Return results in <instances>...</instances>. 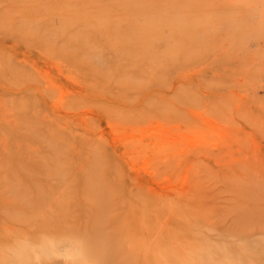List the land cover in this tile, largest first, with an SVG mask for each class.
Returning a JSON list of instances; mask_svg holds the SVG:
<instances>
[{
  "label": "rangeland",
  "instance_id": "obj_1",
  "mask_svg": "<svg viewBox=\"0 0 264 264\" xmlns=\"http://www.w3.org/2000/svg\"><path fill=\"white\" fill-rule=\"evenodd\" d=\"M91 1L0 0V264H92L96 179L103 264H264V0Z\"/></svg>",
  "mask_w": 264,
  "mask_h": 264
},
{
  "label": "bare ground",
  "instance_id": "obj_2",
  "mask_svg": "<svg viewBox=\"0 0 264 264\" xmlns=\"http://www.w3.org/2000/svg\"><path fill=\"white\" fill-rule=\"evenodd\" d=\"M90 1H91V0H89V2H90ZM95 1H97V0H95ZM110 1H111V0H110ZM147 1H148V0H147ZM149 1H150V0H149ZM155 1H156V0H155ZM155 1H154V3H153V1H151V2H152V6H153V4H154V5L156 4ZM170 1H171V0H170ZM185 1H186V0H185ZM76 2H77V1H76ZM89 2H88V4H90ZM91 2H92V1H91ZM100 2H101V1H100ZM113 2H114V1H113ZM144 2H145V1H144ZM158 2H159V1H158ZM164 2H166V1L164 0ZM181 2H183V1L181 0ZM197 2H198V1H197ZM128 3H129V2H128ZM137 3H138V2H137ZM140 3H141V2H139V4H140ZM149 3H150V2H149ZM149 3H148V5H149ZM175 3H177V1H175L174 4H175ZM179 3H180V1H179ZM107 4H108V3H107ZM109 4H110V3H109ZM112 4H113V3H112ZM119 4H120V3H119ZM124 4H126V3H124ZM130 4H131V3H130ZM132 4H133V3H132ZM160 4H161V1H160L159 4L157 3L156 5H159V7H160ZM180 4H182V3H180ZM183 4H184V3H183ZM200 4H202V3H200ZM70 5H71V4H70ZM84 5H85V4H84ZM90 5H91V4H90ZM96 5H97V4H96ZM116 5H117V4H116ZM134 5H136V4H134ZM134 5H133V6H134ZM150 5H151V3H150ZM162 5H166V6L168 5V6H169L170 3H169V4H166V3L164 4V3H163V4H161V6H162ZM230 5H232V4H230ZM88 6H89V5H88ZM138 6H139V5H138ZM144 6H145V5L143 4V9L140 8V9H141L140 11H142V10L144 11V8H146V7H144ZM152 6H150V7H152ZM177 6H178V4H177ZM199 6H200V5H199ZM80 7H81V6H80ZM95 7H97V6H95ZM98 7H99V6H98ZM98 7H97V9H98ZM100 7H101V6H100ZM100 7H99V8H100ZM111 7H112V5H111ZM127 7H128V6H127ZM136 7H137V6H136ZM136 7H135V8H136ZM140 7H142V4L140 5ZM155 7H156V6H155ZM155 7H154V8H155ZM159 7H158V8H159ZM85 8H86V7H85ZM112 8H113V7H112ZM112 8H111V9H112ZM133 8H134V7H133ZM138 8H139V7H138ZM147 8L149 9L148 6H147ZM152 8H153V7H152ZM154 8H153L152 10L150 9L149 11L147 10V11H144V12H147V14L149 13V15H150V11L153 12V13H154V11H156L155 14H157L159 11H163V10H161V9L159 10V9H157V8L154 10ZM160 8H161V7H160ZM164 8H165V7H164ZM166 8H167V7H166ZM206 8H207V7H206ZM95 9H96V8H95ZM95 9H94V10H95ZM122 9H123V8H122ZM169 9H170V7H169ZM169 9H168V10H169ZM177 9H178V8H177ZM197 9H198V7H197ZM84 10H85V9H84ZM132 10H133V9H132ZM138 10H139V9H138ZM153 10H154V11H153ZM158 10H159V11H158ZM170 10H171V11L173 10V9H172V6H171V9H170ZM183 10H184V9H183ZM185 10H186V9H185ZM82 11H83V10H82ZM91 11H92V10H91ZM105 11H106V10H105ZM112 11H113V10H112ZM140 11H139V12H140ZM157 11H158V12H157ZM164 11L166 12L165 9H164ZM164 11H163V12H164ZM173 11H174L173 13H175L176 11H178V12L180 13V16H182V14H181L182 11L180 12L179 9L176 10V11H175V10H173ZM186 11H187V10H186ZM72 12H75V11H72ZM121 12H122V11H121ZM167 12H169V11H167ZM183 12H184V11H183ZM95 13H96V12H95ZM134 13H136V12H134ZM160 13L163 15L162 12H159L158 14H160ZM170 13H172V12L166 13L165 16H167V14H170ZM228 13H229V12H228ZM73 14H74V13H73ZM80 14H81V13H80ZM82 14H84V11H83ZM143 14H144V13H143ZM143 14L141 13L140 16H143ZM158 14H157V16H159ZM161 14H160V15H161ZM164 14H165V13H164ZM105 15H106V14H105ZM112 15H113V14H112ZM120 15H121V14H120ZM130 15H131V14H130ZM133 15H134V14H133ZM149 15H148V16H149ZM185 15H186V14H185ZM81 16H82V15H81ZM88 16H89V15H88ZM118 16H119V15H118ZM145 16H147V15H145ZM148 16H147V17H148ZM155 16H156V15H155ZM170 16H173V15L170 14ZM75 17H76V16H75ZM78 17H79V16H78ZM98 17H99V16H96V18H98ZM107 17H108V16H107ZM149 17H152V16H149ZM163 17H164V15H163ZM163 17H162V18L160 17V18H161V20L164 21V22H162V21L160 20V18L157 19V21H158V22L160 21V24H161V25L163 24L162 26H163V28H164V26H165L166 23H167L166 20L168 19V20H167V21H168V27L170 28V25H171V23H173V22L170 21V24H169V20L172 19V18H170V17H168V18L165 17V18H166V20H165V19H163ZM173 17H174V16H173ZM96 18L94 17V19H96ZM103 18H104V17H103ZM113 18H114V17H113ZM124 18H125V16H124ZM132 18H133V17H131V20H132ZM135 18H136V17L134 16L133 21L138 20V19H139V16H138V19H135ZM145 18H146V17H145ZM145 18H144V20L147 19V18H146V19H145ZM152 18H153V17H152ZM152 18H150V19H152ZM157 18H158V17H157ZM169 18H170V19H169ZM174 18H175V17H174ZM182 18H183V17H182ZM88 19H90V18H88ZM92 19H93V17H92ZM120 19H121V18H120ZM128 19H129V17H128ZM140 19H141V18H140ZM191 19H192V18H191ZM82 20H83V19H82ZM103 20H105V19H103ZM108 20H109V19H108ZM113 20L115 21V19H113ZM129 20H130V19H129ZM131 20H130V21H131ZM225 20H226V19H225ZM73 21H74V20H73ZM84 21H85V20H84ZM92 21H93V20H92ZM100 21H101V20H100ZM100 21H99L98 23H100ZM118 21H119V19H118ZM118 21H117V22H118ZM122 21H123V20H122ZM130 21H128V22L130 23ZM133 21H132V22H133ZM138 21H139V20H138ZM138 21H137V24L140 23L141 21H143V19H141L140 22H138ZM157 21H156V23H157ZM184 21H185V20H184ZM146 22H148V20L145 21V23H146ZM152 22H153V19H152ZM152 22L149 20V23H151V25H150L149 23H148V24H149L150 26H152ZM154 22H155V21H154ZM161 22H162V23H161ZM165 22H166V23H165ZM176 22H177V21H176ZM190 22H191V21H190ZM224 22H225V21H224ZM75 23H78V22H75ZM103 23H104V22H102V24H103ZM123 23H125V22H123ZM133 23L136 24V22H133ZM143 23H144V22H143ZM164 23H165V24H164ZM105 24H106V23H105ZM112 24H113V22H112ZM115 24H116V23H115ZM115 24H114V26H115ZM121 24H122V22L120 23V25H121ZM130 24H132V23H130ZM146 24H147V23H146ZM148 24L146 25L147 27H145V25L143 24V25H144L143 29H144V28L147 29V28L149 27ZM160 24L157 23V25H160ZM177 24H179V23H177ZM232 24H234V23H232ZM76 25H77V24H76ZM97 25H98V24H97ZM106 25H107V24H106ZM109 25H110V24H109ZM117 25H118V24H117ZM123 25H125V24H123ZM128 25H129V24H128ZM138 25L141 26V23L138 24ZM138 25H137V30H138ZM143 25H142V26H143ZM153 25H155V24H153ZM161 25H160V26H161ZM180 25H181V24H179V26H180ZM182 25H184V24H182ZM186 25H187V24H186ZM226 25H228V24H226ZM94 26H95V25H94ZM135 26H136V25H135ZM142 26H141V27H142ZM162 26H161L160 28H158V29H161ZM172 26H173V25H172ZM188 26H190V25L188 24ZM228 26H229V25H228ZM92 27H93V26H92ZM100 27L103 29V26H100ZM106 27H107V26H106ZM110 27H111V26H110ZM132 27H134V26L132 25L131 28H132ZM157 27H158V26H157ZM168 27H167V25H166V30L169 29ZM173 27H175V26H173ZM90 28H91V27H90ZM112 28H113V27H112ZM115 28L117 29V27H115ZM124 28H126V26H125ZM131 28H130V29H131ZM163 28L161 29L162 32H164ZM176 28H177V26H176ZM189 28H190V27H189ZM189 28H188V29H189ZM95 29H96V28H95ZM105 29H106V31L108 30V28H105ZM105 29H104V30H105ZM109 29H110V28H109ZM127 29H128V34H130V32H129V30H130L129 27H127ZM139 29H141V28L139 27ZM151 29H154V30H155L156 28L153 27V28H151ZM170 29H172V28H170ZM170 29H169V30H170ZM186 29H187V27H186ZM98 30H99V27H98ZM98 30H97V31H98ZM122 30H123V29L121 28V31H122ZM144 30H145V29H144ZM148 30H149V28H148ZM156 30H157V29H156ZM156 30H155V33H156ZM166 30H165V31H166ZM180 30H182V28H181ZM191 30H194V29H190L189 31H191ZM238 30H239V29H238ZM94 31H95V30H94ZM111 31H113V30H111ZM116 31H118V30H116ZM123 31H127V30L124 29ZM141 31H142V30H141ZM146 31H147V30H146ZM170 31H171V30H170ZM170 31H168L166 34H167V35H168V34H171V35H172L173 30H172V32H170ZM183 31H184V30H183ZM104 32H105V31H104ZM113 32H114V31H113ZM132 32L136 34L137 31H136V32L132 31ZM132 32H131V33H132ZM139 32H140V31H139ZM142 32H143V31H142ZM147 32H148V31H147ZM150 32H151V30H149V33H150ZM158 32H159V34H158V36H159V35H160V30H158L157 33H158ZM162 32H161V35H162ZM169 32H170V33H169ZM93 33H94V32H93ZM97 33H98V32H97ZM126 33H127V32H126ZM126 33H125V34H126ZM157 33L154 34L155 37H156ZM174 33H175V34H174L175 36H180V35H178L176 32H174ZM186 33H187V32H186ZM111 34H112V32H111ZM118 34H119V32H118ZM120 34H122V32H121ZM139 34H140V35H144V34L146 35L147 33H146V32H145V33L143 32V34H141V32H140ZM164 34H165V33H163L162 36H165V37H166V35H164ZM176 34H177V35H176ZM190 34H194V32H193V33L190 32ZM229 34H230V33H229ZM116 35H117V34H116ZM145 35H144L143 38H142L143 40H144V37H147V36H145ZM195 35H196V34H194L193 36H195ZM87 36H88V35H87ZM105 36H106V35H105ZM118 36H120V35H118ZM122 36H123V34H122ZM126 36H127V35H126ZM130 36H131V35H129V37H130ZM138 36H139V35H138ZM150 36H151V34H150ZM168 36H169V35H168ZM115 37H116V36H115ZM124 37H125V35H124ZM124 37H122V38H124ZM129 37H127V38H129ZM136 37H137V36H136ZM139 37H140V36H139ZM148 37H149V36H148ZM180 37H181V36H180ZM180 37H179V38H180ZM182 37H183V36H182ZM186 37H187V34H186ZM186 37H185V39H187ZM86 38H87V37H86ZM106 38H107V37H106ZM112 38H113V37H112ZM119 38H120V37H119ZM152 38L155 39V38L153 37V35L151 36V39H150V38H149V40L147 39V40L149 41L150 44H151V42L153 41ZM157 38H158V37H157ZM160 38H162V37H160ZM170 38H171V36H170ZM195 38H196V37H195ZM129 39H130V38H129ZM129 39H128V40H129ZM133 39H135V36H134V38H132V41H133V42L130 41V40H131V39H130L129 42L126 40L128 43L125 41V43H123V44L126 45V43L129 44L130 42L134 43V42L137 40V38H136V40H133ZM140 39H141V38H140ZM174 39H175V38H174ZM216 39H218V38H216ZM230 39H231V38H230ZM105 40H106V39H105ZM108 40H109V39H108ZM108 40H107V41H108ZM111 40H115V39H111ZM117 40H118V38H117ZM120 40H121V39H120ZM150 40H152V41L150 42ZM166 40H167V38H166ZM175 40H176V39H175ZM179 40H182V39H179ZM179 40H178V41H179ZM232 40H233V39H232ZM137 41H138V43L141 42V40H139V39H138ZM145 41H146V40H145ZM168 41H169V42H172V40L170 41V39H169ZM182 41H183V40H182ZM182 41H180V44H181ZM112 42H114V41H112ZM166 42H167V41H166ZM185 42H187V41H184V43H185ZM110 43H111V42H110ZM149 43H146V44H147L148 46H152V44L149 45ZM173 43H174V41H173ZM108 44H109V43H108ZM111 44H112V43H111ZM130 44H131V43H130ZM130 44L128 45V47L130 46ZM146 44H145V45H146ZM154 44H155V43H154ZM163 44H164V43H163ZM180 44H179V45H180ZM206 44H207V43H206ZM228 44H229V43H228ZM116 45H119V48H120L121 46H122V48H123V46H124V45H122V42H121V43H118V44H116ZM136 45H137V44H136V42H135V44L132 45V46H136ZM175 45H176V44H175ZM175 45H172V46H175ZM186 45H188V44H186ZM193 45H194V43H193ZM195 45H196V44H195ZM106 46H107V45H106ZM113 46H114V44H113ZM198 46H199V45H198ZM114 47H115V46H114ZM145 47H146V46H145ZM163 47H164V46H163ZM167 47H170V45L167 46ZM167 47H166V48H167ZM183 47H184V46H183ZM183 47H182V45H181L182 51H184V48H183ZM187 47H188V46H187ZM117 48H118V47H117ZM129 48H130V47H129ZM132 48H133V47H132ZM132 48H131V49H132ZM135 48H136V47H135ZM140 48H141V47H140ZM148 48H149V47H148ZM150 48H151V47H150ZM171 48H172V47H171ZM176 48H177V47H176ZM181 48H179V49H177V50L180 51ZM193 48H194V46H193ZM195 48H196V47H195ZM146 49H147V48H146ZM186 49H187V51H189L188 48H186ZM186 49H185V51H186ZM109 50H111V49H109ZM113 50H114V49H113ZM118 50H119V49H118ZM134 50H135V49H134ZM137 50H138V49H137ZM166 50H167V49H166ZM177 50H176V51H177ZM191 50H192V49H191ZM126 51H127V50H126ZM172 51H173V50H172ZM172 51H170V53H172ZM176 51H174V52H176ZM192 51H193V50H192ZM117 52H118V51H117ZM130 52H131V51H130ZM133 52H134V51H133ZM168 52H169V50H168ZM168 52H167V53H168ZM118 53H120V51H119ZM121 53H123V52H121ZM127 53H128V52H127ZM169 55H170V54H169ZM189 55H190V54H189ZM189 55H188V56H189ZM128 56H129V55H128ZM184 57H185V56H184ZM170 58H171V57H170ZM188 58H189V57H188ZM168 59H169V58H168ZM172 59H173V57H172ZM185 59H186V58H185ZM169 60H170V59H169ZM169 60H168V61H169ZM173 60H174V59H173ZM166 62H167V61H166ZM252 83H253V82H252ZM95 177H96V176H95ZM97 178H98V177H97ZM88 183H89V182H88ZM101 183H102V182H100L98 179H96L95 181H92V184L88 185V186H91V187H90V191H89L90 193L88 192V194H91L92 187L94 186V191L92 190V191H93V193L91 194L92 196L90 195L91 197H90V196L88 197V198H90L88 201H89V203H90V206H93V207H96V206L99 205V204H100V206H101V205L103 204V205H102L103 207L101 206L102 208H101V213H100V214H102L103 216L100 217V220H99V222L101 221V224H102V222L104 221V219H105V217H106L105 215H106L107 213H106L105 215H104V213L107 212V211H105V210H106L107 204L109 203V200H108V203H106V202H107V199H106L107 197L105 198V195H104V194H106V193L108 192L109 188H107V189H108L107 192L104 193L103 190L107 187V185H106V184H103V185H105V186H104L105 188H104V187L102 186ZM65 185H66V184H65ZM35 187H37V186H35ZM64 187H65V186H64ZM62 189H63V188H62ZM105 190H106V189H105ZM37 191H38V190H37ZM37 193H38V192H37ZM109 199H110V198H109ZM86 200H87V199H86ZM88 201H87V202H88ZM110 201H111V200H110ZM85 202H86V201H85ZM16 203H17V202H16ZM89 203H88V204H89ZM67 205H68V204H67ZM108 205H111V204H108ZM112 205H113V204H112ZM116 205H117V204H116ZM116 205H114V206H116ZM26 206H27V205H26ZM100 206H99V207H100ZM112 207H113V206H112ZM91 208H92V207H91ZM107 208H108V207H107ZM45 210H46V209H45ZM51 210H52V209H51ZM24 212H25V211H24ZM42 214H43V213H42ZM42 214H41V215H42ZM100 216H101V215H100ZM109 216H111V215L109 214ZM106 219H107V218H106ZM46 220H47V219H46ZM49 220H50V219H49ZM42 223H43V222H42ZM101 224L97 225V227H96V229H95V232H96V233H95L93 236H92V235H90V237L87 236V237H89L88 240L86 239L87 237H86V238H83V237H82V238L85 239V241H86V243H84V244H85V245L87 244V245L85 246V248H86V250H87V252H88L87 254H83V253H85V250H84V252L82 251V250H83V249H82V247H83V244H82V243L84 242L83 239H81V238L79 239V238H78V239L80 240L79 242H81V243H79V244H82L81 252H82L83 255H82L81 257H83V256L85 255V256H86V260L89 258V259H90V262H91V261H94V262H91L92 264H93V263H94V264H103V263H102L103 260L100 262V259H102L103 255H104L105 253H107V244H108L109 240L112 241L111 238H114V237H112V235H111V236H106V235H105L104 230L100 228V227H101ZM43 225H44V224H43ZM68 225H69V224H68ZM77 228H78V227H77ZM83 230H84V229H83ZM84 237H85V236H84ZM75 238H76V241H74V242H77L78 239H77V237H75ZM205 239H206V238H205ZM81 240H82V241H81ZM203 240H204V239H203ZM207 241H208V240H207ZM77 243H78V242H77ZM77 243H76V244H77ZM74 244H75V243H74ZM76 244H75V245H76ZM201 244H202V243H201ZM80 246H81V245H80ZM89 247H93V248H95V249H101L103 252H102V251H99L101 255L99 254L98 256L96 255L95 257H92V256H91V253L89 252V251H90ZM187 247H188V246H187ZM103 249H104V250H103ZM191 249H192V248H191ZM192 250H193V249H192ZM25 251H26V249H25ZM193 251H194V250H193ZM26 252H27V251H26ZM23 253H24V252H23ZM187 253H188V252H187ZM185 255H186V254H185ZM85 256H84V257H85ZM84 257H83V258H84ZM76 258H77V257H76ZM78 259L80 260V258H78ZM78 259H76L75 264H76V262L78 261ZM89 259H88V261H89ZM82 261H83V260H82ZM77 264H78V262H77Z\"/></svg>",
  "mask_w": 264,
  "mask_h": 264
}]
</instances>
